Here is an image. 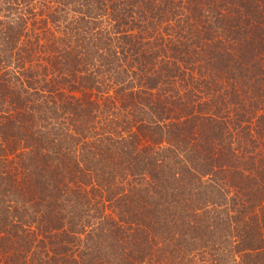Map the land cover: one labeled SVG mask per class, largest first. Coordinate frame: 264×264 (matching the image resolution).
I'll use <instances>...</instances> for the list:
<instances>
[{
  "label": "trees",
  "instance_id": "trees-1",
  "mask_svg": "<svg viewBox=\"0 0 264 264\" xmlns=\"http://www.w3.org/2000/svg\"><path fill=\"white\" fill-rule=\"evenodd\" d=\"M0 264H264V0H0Z\"/></svg>",
  "mask_w": 264,
  "mask_h": 264
}]
</instances>
